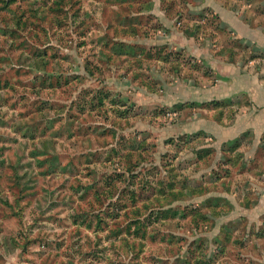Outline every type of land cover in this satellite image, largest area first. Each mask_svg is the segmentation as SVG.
<instances>
[{
  "label": "rangeland",
  "instance_id": "rangeland-1",
  "mask_svg": "<svg viewBox=\"0 0 264 264\" xmlns=\"http://www.w3.org/2000/svg\"><path fill=\"white\" fill-rule=\"evenodd\" d=\"M153 15L0 0V264H264V135L233 130L251 104L212 101L216 73L155 49Z\"/></svg>",
  "mask_w": 264,
  "mask_h": 264
},
{
  "label": "crops",
  "instance_id": "crops-1",
  "mask_svg": "<svg viewBox=\"0 0 264 264\" xmlns=\"http://www.w3.org/2000/svg\"><path fill=\"white\" fill-rule=\"evenodd\" d=\"M193 15L197 16L195 21ZM153 18L156 23L155 49L163 52L169 47L187 51L192 54L190 56L206 62L218 77L214 87L217 98L212 101L244 95L251 104L247 111L238 115L242 124L239 122L233 130L239 135L249 131L264 135V0H155ZM187 18L192 21L191 25L190 21L185 25ZM209 21L211 23L207 25ZM195 26L203 32L195 31ZM208 27L212 28L211 37L204 34L203 28L207 30ZM225 33L231 40L247 46L253 54L257 53L258 58L243 64L236 59H225V47H219L218 41L210 46L207 41L218 40V36L222 38ZM209 46L216 48L215 55L208 51ZM261 177L264 182V175ZM261 191L257 193L258 204L253 209L260 215L264 214V189Z\"/></svg>",
  "mask_w": 264,
  "mask_h": 264
}]
</instances>
